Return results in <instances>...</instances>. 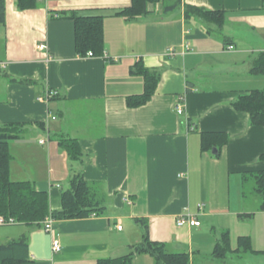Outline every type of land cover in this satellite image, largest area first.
I'll return each mask as SVG.
<instances>
[{
  "label": "crops",
  "instance_id": "0c3cea01",
  "mask_svg": "<svg viewBox=\"0 0 264 264\" xmlns=\"http://www.w3.org/2000/svg\"><path fill=\"white\" fill-rule=\"evenodd\" d=\"M4 1L0 123L18 124L20 136L9 142L10 178L46 191L52 212L79 173L104 206L100 215L54 219L51 233L42 223L0 229L1 244L20 237L27 243V261L15 264H95L122 257L142 239L140 219L150 240L188 253L190 264L207 257L203 246L217 243L218 230L221 239L224 230L231 232L229 223L251 220L254 230L235 236H248L251 250L234 253L264 258V226L257 232L254 216L264 210L256 195L252 205L246 201L245 185L253 180L243 178L264 169V128L232 105L264 87V75L251 72L264 51L262 0H167L133 18L119 13L131 0H37L26 9ZM186 6L223 11L224 21L217 26L195 14L186 17ZM72 12L102 16L99 53L77 54L67 16ZM137 62L157 81L148 100L128 106L126 97L144 90L143 76L131 72ZM47 89L56 96L39 101ZM178 98L184 100L181 114ZM205 132L223 133L226 140L203 150ZM62 138L76 140L79 159L69 158ZM185 211L197 214L200 225H176V215ZM52 236L61 245L58 252L51 251ZM130 261L155 264L148 253Z\"/></svg>",
  "mask_w": 264,
  "mask_h": 264
},
{
  "label": "trees",
  "instance_id": "16d2710c",
  "mask_svg": "<svg viewBox=\"0 0 264 264\" xmlns=\"http://www.w3.org/2000/svg\"><path fill=\"white\" fill-rule=\"evenodd\" d=\"M19 9H26L35 6L37 0H15ZM165 2L167 0H131L129 6L119 11L128 18H133L148 12V5L151 3ZM264 6V0H262ZM176 3L166 5L165 9H172ZM195 14L202 19L214 21L221 26L224 21V12L220 10H205L198 7L186 6L184 15L189 17ZM73 20L74 46L77 54H86L91 51L99 53L102 50V16H82L75 12L67 15ZM5 21V1L0 0V23ZM251 72L264 75V51L258 53L257 58L251 65ZM131 72L141 74L144 78V90L140 94L126 97L128 106H137L148 100L156 85L157 75L136 63ZM236 110L246 112L251 125H258L264 128V87L254 89L240 95L233 103ZM16 123H0V216L13 218L19 224L31 225L41 223L47 215L54 219H78L89 217L91 214L100 215L104 211L102 201L98 199L91 186L79 173L73 174L69 180L68 188L61 192V207L57 211H49V198L46 191L37 190L34 185L25 180H12L9 175V164L11 154L9 142L19 139V132ZM212 137H220L219 143L210 142ZM223 133H202V149H218L219 145L225 142ZM59 145L67 152L69 158L79 159L81 150L75 139L62 138ZM264 160V151L260 155ZM253 180V191L261 198L260 210H264V169L254 172L243 173L244 180ZM250 216L251 214H245ZM142 224V239L136 245H131L129 252L122 257L100 259L95 264H130L132 257L138 253L150 254L155 264H190L189 254L186 252H170L164 242L152 241L148 235V224L146 220H138ZM250 251L248 236H239L235 251ZM228 252H233L229 246V234L223 231L219 242L215 243L212 255L215 258H224ZM28 246L24 237L0 243V264H15L27 261Z\"/></svg>",
  "mask_w": 264,
  "mask_h": 264
},
{
  "label": "rangeland",
  "instance_id": "374dc122",
  "mask_svg": "<svg viewBox=\"0 0 264 264\" xmlns=\"http://www.w3.org/2000/svg\"><path fill=\"white\" fill-rule=\"evenodd\" d=\"M262 88V87H261ZM253 186V182H248L245 185L246 191L245 194H247V202L248 204L251 205L253 204V196L256 195L259 204L261 203V198L259 196H257V194H254L252 191H250V187ZM247 192V193H246ZM247 204V205H248ZM255 226H256V230L257 232L261 233V226H264V214H255ZM235 219V218H234ZM251 221V220H250ZM241 222V224L237 223L236 220L232 223H229V226L231 228V232L229 233V246L232 249L233 252H228L226 254V256L224 258H215L214 256H212V251L213 248L215 246L214 243H216L215 239H212V242L210 241V244L208 243V245H204L203 246V250L202 253L207 255V257L205 259L202 258H195V264H264V258L263 257H257V258H250L249 256H242V257H238L235 255V247L237 245V236L238 234H240V232H243L244 230H247L245 233H248L249 230H254V226L250 229L251 226V222ZM219 224V222H218ZM8 228H12V226L10 225H0V229H8ZM228 228V227H227ZM208 235L209 237H213V232H211V230L208 228ZM264 230V229H263ZM218 235H216L217 242L220 241V231H217ZM236 234V235H235ZM209 241V240H208Z\"/></svg>",
  "mask_w": 264,
  "mask_h": 264
},
{
  "label": "built area",
  "instance_id": "2783aa9c",
  "mask_svg": "<svg viewBox=\"0 0 264 264\" xmlns=\"http://www.w3.org/2000/svg\"><path fill=\"white\" fill-rule=\"evenodd\" d=\"M39 49H45L46 46L45 44H40ZM229 49L232 48V46H228ZM88 56H93V53L91 51H88L87 53ZM57 91L54 89H47L44 94L40 97H38L37 99L41 102H47L49 99H51L52 97L56 96ZM175 110L178 114H181L184 110V100L183 98H178L177 103L175 105ZM52 119L55 118L54 115L51 116ZM39 143H45V140H39ZM203 206V204H199V207L201 208ZM95 214H91L90 216H94ZM54 221V218L51 215H47L44 220L41 222L42 223V227L43 229L48 232L51 233L52 231V222ZM175 222L176 225L178 226H183V225H188V226H199L200 225V221L197 218V214H193L190 213L189 211H185L182 213H179L176 215L175 217ZM16 223V221L13 218H6L4 216H0V225H9V224H14ZM117 229H121V226L118 224L117 225ZM51 251L52 252H58L61 250V245L59 244L58 240L55 239L54 236H52L51 239Z\"/></svg>",
  "mask_w": 264,
  "mask_h": 264
},
{
  "label": "water",
  "instance_id": "95a60500",
  "mask_svg": "<svg viewBox=\"0 0 264 264\" xmlns=\"http://www.w3.org/2000/svg\"><path fill=\"white\" fill-rule=\"evenodd\" d=\"M212 152H213V153H216V151H215L214 149L212 150Z\"/></svg>",
  "mask_w": 264,
  "mask_h": 264
}]
</instances>
